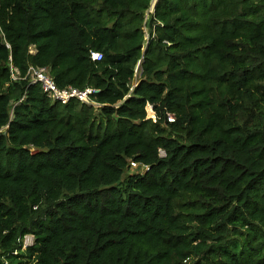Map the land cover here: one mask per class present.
Returning <instances> with one entry per match:
<instances>
[{"label": "trees", "instance_id": "obj_1", "mask_svg": "<svg viewBox=\"0 0 264 264\" xmlns=\"http://www.w3.org/2000/svg\"><path fill=\"white\" fill-rule=\"evenodd\" d=\"M152 1L0 0V264H264V0Z\"/></svg>", "mask_w": 264, "mask_h": 264}, {"label": "built area", "instance_id": "obj_2", "mask_svg": "<svg viewBox=\"0 0 264 264\" xmlns=\"http://www.w3.org/2000/svg\"><path fill=\"white\" fill-rule=\"evenodd\" d=\"M0 33L3 34V31L0 27ZM31 51H35L33 47H31ZM91 57L94 60H100L102 58V53L99 51H92ZM12 77L14 79L19 78V71L11 64ZM24 78H28L32 83H39L42 89L47 92L54 100L60 101L62 103H67L71 100L81 101L83 103L89 104L91 106H101L102 104L98 102L94 94L98 92V88L93 86H87L85 88H79L77 86H66L59 87L56 83L55 79L50 75L48 68L46 66H35L30 65ZM149 108L153 111V114H149ZM147 117L153 118L156 120V113L154 111L153 105L151 103H147ZM168 120H174V114L168 113ZM160 156H165L166 152L164 149H160ZM131 168H139L141 172H144L149 169L148 164L139 163L137 161H130ZM30 238L31 240H28ZM34 242V237L31 234L25 235L23 238V247L31 245Z\"/></svg>", "mask_w": 264, "mask_h": 264}, {"label": "rangeland", "instance_id": "obj_3", "mask_svg": "<svg viewBox=\"0 0 264 264\" xmlns=\"http://www.w3.org/2000/svg\"><path fill=\"white\" fill-rule=\"evenodd\" d=\"M154 4H155V0H153L152 1V4H151V8H150V10L152 11L153 10V6H154ZM146 40H145V44H146V41H147V38H148V33H146ZM135 77H136V79H135ZM134 77V79L136 80V82H134V79L132 80V86H131V89L132 88H134V86L138 83V77H137V75ZM129 94H130V92H129ZM129 94H127V96L129 95ZM96 107H98V106H96ZM153 112H151L150 110H149V114L151 115ZM139 168H131L130 169V171H135V170H138ZM140 170V169H139ZM28 240H31L30 238H28Z\"/></svg>", "mask_w": 264, "mask_h": 264}, {"label": "water", "instance_id": "obj_4", "mask_svg": "<svg viewBox=\"0 0 264 264\" xmlns=\"http://www.w3.org/2000/svg\"><path fill=\"white\" fill-rule=\"evenodd\" d=\"M155 5V4H154Z\"/></svg>", "mask_w": 264, "mask_h": 264}]
</instances>
